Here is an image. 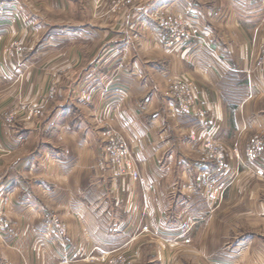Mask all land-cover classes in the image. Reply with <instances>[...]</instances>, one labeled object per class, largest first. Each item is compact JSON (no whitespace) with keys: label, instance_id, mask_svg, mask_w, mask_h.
Returning <instances> with one entry per match:
<instances>
[{"label":"crops","instance_id":"obj_1","mask_svg":"<svg viewBox=\"0 0 264 264\" xmlns=\"http://www.w3.org/2000/svg\"><path fill=\"white\" fill-rule=\"evenodd\" d=\"M100 2L0 0V264H264V177L253 173L264 170V0ZM158 13L187 23L183 42ZM55 74L52 104L28 117L19 104ZM176 78L192 82L197 110L180 111ZM110 129L139 180L113 174ZM207 134L222 158L208 159Z\"/></svg>","mask_w":264,"mask_h":264},{"label":"built area","instance_id":"obj_2","mask_svg":"<svg viewBox=\"0 0 264 264\" xmlns=\"http://www.w3.org/2000/svg\"><path fill=\"white\" fill-rule=\"evenodd\" d=\"M157 20L161 24V26L165 27L170 33V38L173 43H181L184 38L189 35L188 30L186 29L187 23L183 22L180 19L175 18H165L161 14L156 15ZM263 59V60H262ZM262 60V61H261ZM259 64L264 68V52L259 60ZM170 89L172 96L176 98L179 103V109L182 112L188 113L192 110H197L198 101L195 96L194 86L192 82L182 79L176 78L172 80L170 84ZM202 134V133H201ZM192 136H197V132L193 131L191 133ZM107 152L109 156V162L112 166V171L115 177H118L123 180L132 179L139 180L140 173L135 165V161L133 159L132 153L129 150L127 145V141L122 134H119L115 129H110L107 133ZM207 139L204 143L205 149L208 150L207 157L208 159H220L222 158V148L216 144H214L209 137L211 135L207 134ZM262 150V143L260 140H255L252 144L248 146L246 149V156L250 161H254ZM236 152V151H235ZM237 158H239L237 156ZM256 175L258 177H264V170L257 169ZM200 180L206 182L204 177H200ZM223 188V187H221ZM213 191L210 189L208 193H212ZM0 224L2 227L6 228L9 226V220L0 213ZM54 225L58 229L59 232L65 234L66 228L62 224V222L54 217ZM119 259V258H118ZM109 264H117V260L115 257L109 261Z\"/></svg>","mask_w":264,"mask_h":264},{"label":"rangeland","instance_id":"obj_3","mask_svg":"<svg viewBox=\"0 0 264 264\" xmlns=\"http://www.w3.org/2000/svg\"><path fill=\"white\" fill-rule=\"evenodd\" d=\"M111 1H114V4H127V5H129V3H132L133 4V2H136V1H138V0H111ZM97 4H101V2H100V0H96V5ZM115 5V6H116ZM129 7V6H128ZM94 8H96L95 7V5H94ZM39 12H42L41 11V9H40V11ZM57 20H59V19H57ZM155 20L156 21H158L157 20V18H156V16H155ZM159 22V21H158ZM14 39V38H13ZM0 40H1V37H0ZM14 41V40H13ZM12 41V42H13ZM262 45L264 46V39L262 40ZM20 46H22L21 45V42H13V43H11V44H9V46H8V49H6V50H4V51H6V53L8 54L9 53V56L11 57V58H14L15 57V53H14V49H15V51H18V47H20ZM18 48V49H17ZM263 52H264V49H263V51H262V55H263ZM261 55V56H262ZM261 58V57H260ZM260 58L258 59V63H259V60H260ZM263 60V59H262ZM261 60V61H262ZM10 69L11 70H9V71H6L5 70V72L6 73H12V67H10ZM13 76V75H12ZM12 78H14V77H12ZM20 81L18 82L20 85H23L22 83H23V80H24V78H22V77H20V78H18ZM46 81H47V83L45 84V87H46V90H45V94H44V96L43 97H41L38 101H35V103L33 102V103H30V102H22L21 104H19V107H20V110H23L22 108H25V110H27L28 111V117H30V118H32V119H34V120H36V119H38V118H40L43 114H44V111H46L47 110V108L50 106V103H51V101H53V99H55V97L57 96V94H58V77H57V75L55 74V75H51V77H50V79H46ZM44 84V82H42V80H40L38 83H37V85H41V84ZM4 92V91H3ZM37 93V92H36ZM34 94V93H33ZM0 95L1 96H5L6 95V93H0ZM21 95H22V93H21ZM20 97V96H19ZM18 97V98H19ZM22 97V96H21ZM23 98V97H22ZM52 104V103H51ZM4 105V107L3 108H8V109H10L11 107H9V102H6L5 104H3ZM13 111V110H12ZM16 116H17V113L14 111V112H11L10 114L9 113H7V114H4V116H3V122L6 124V123H10V121H12V119H16ZM24 116H26V115H24ZM18 117V116H17ZM116 130V129H115ZM117 132H119L118 130H116ZM119 134H122L121 132H119ZM124 136V135H123ZM126 139V138H125ZM106 140H107V136H106ZM126 141H127V139H126ZM127 145H128V142H127ZM108 146V145H107ZM107 146H106V151H107ZM129 147V146H128ZM129 150H130V148H129ZM131 152V151H130ZM246 152V151H245ZM247 155V154H246ZM107 156H108V152H107ZM259 156V155H258ZM257 156V157H258ZM247 157V156H246ZM248 159V158H247ZM257 159V158H256ZM256 159L254 160V161H256ZM108 160H109V156H108ZM249 160V159H248ZM241 159L240 158H237V163L239 164V167H240V165L242 166V165H244V162L243 163H241ZM250 161V160H249ZM254 161H250V162H254ZM109 164H110V168H111V170H112V166H111V163L109 162ZM135 165H136V163H135ZM137 167V166H136ZM137 169H138V167H137ZM227 169V168H226ZM139 170V169H138ZM113 172V171H112ZM139 173H140V171H139ZM255 175H256V171L255 172H253ZM114 174V173H113ZM257 176V175H256ZM221 187H223V188H221ZM220 188L222 189V193H223V195H224V193H225V191H226V187H225V185L223 184L222 186H221ZM209 192V191H208ZM208 195H209V197L210 196H213V194H211V193H208ZM54 217H57L58 219H59V217L57 216V215H54ZM54 217H53V224H54ZM60 220V219H59ZM171 236H174L175 237V235H173V234H171ZM185 241V240H184ZM187 242H191V241H187ZM164 244L166 245V242L164 241ZM191 244H192V242H191ZM190 245V244H189ZM114 257V256H113ZM116 258V260H117V264H124V263H126V259L125 258H123V257H121V256H116L115 257ZM119 258V259H118ZM112 259V257H110V258H108L106 261H105V264H109V261ZM211 261V264H213V260H210ZM182 261H180V263H181ZM191 264H206L204 261H203V259L202 258H200L199 260L197 259V258H195V260L191 263Z\"/></svg>","mask_w":264,"mask_h":264}]
</instances>
